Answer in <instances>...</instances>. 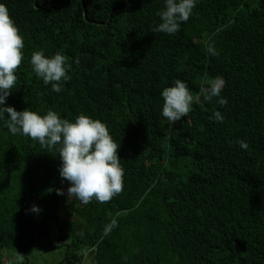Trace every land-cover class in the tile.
Wrapping results in <instances>:
<instances>
[{
    "label": "trees",
    "instance_id": "1",
    "mask_svg": "<svg viewBox=\"0 0 264 264\" xmlns=\"http://www.w3.org/2000/svg\"><path fill=\"white\" fill-rule=\"evenodd\" d=\"M0 3L24 39L6 104L100 119L124 169L110 201L69 200L59 145L13 135L0 115V264H36L40 238L62 251L53 264H264V0H197L173 35L152 31L166 0ZM38 50L68 58L60 92L35 74ZM217 76L223 107L200 91ZM176 79L194 101L173 124L161 93Z\"/></svg>",
    "mask_w": 264,
    "mask_h": 264
},
{
    "label": "clouds",
    "instance_id": "2",
    "mask_svg": "<svg viewBox=\"0 0 264 264\" xmlns=\"http://www.w3.org/2000/svg\"><path fill=\"white\" fill-rule=\"evenodd\" d=\"M197 0H166V7L158 15L160 23L152 29L155 33L173 35L180 30L181 24L192 15ZM24 39L20 29L10 15L6 4L0 3V115L7 113L5 126L13 134L21 133L26 137L39 141L42 146L54 148L59 145L58 155L62 160L60 176L69 182L67 195L69 200L75 198L84 204L93 199L105 203L120 194L123 190L124 169L120 163L118 145L110 134L105 122L86 114H79L74 121L62 119L54 110L49 109L45 115L25 108L17 111L6 104L7 97L16 85V71L23 60ZM207 51L217 56L214 45L209 44ZM60 52L46 56L43 50L34 51L31 55V66L35 74L45 85L51 84L52 90L60 92L61 81H68L71 64ZM79 64V58L75 61ZM201 93L206 101L218 97L217 103L223 107L227 98L220 93L225 80L217 76L204 82ZM163 98L162 115L175 124L186 117L192 110L194 97L188 85L176 79L171 86L165 87L161 93ZM217 122L224 117L215 111ZM247 149L246 141H237ZM63 195V189L56 190ZM33 211H39L34 206ZM23 255L16 258V264H22Z\"/></svg>",
    "mask_w": 264,
    "mask_h": 264
},
{
    "label": "rangeland",
    "instance_id": "3",
    "mask_svg": "<svg viewBox=\"0 0 264 264\" xmlns=\"http://www.w3.org/2000/svg\"><path fill=\"white\" fill-rule=\"evenodd\" d=\"M45 239L40 238L39 242L35 241L36 244L33 247H30L29 254L37 260L36 264H53L58 261L60 258V248H48L44 247ZM54 243V240L52 241Z\"/></svg>",
    "mask_w": 264,
    "mask_h": 264
}]
</instances>
